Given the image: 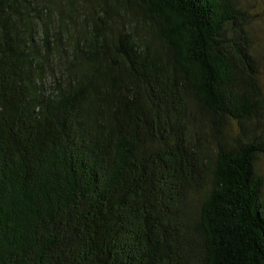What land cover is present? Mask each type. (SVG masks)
<instances>
[{"label":"trees","instance_id":"obj_1","mask_svg":"<svg viewBox=\"0 0 264 264\" xmlns=\"http://www.w3.org/2000/svg\"><path fill=\"white\" fill-rule=\"evenodd\" d=\"M262 100L240 0H0V264H264Z\"/></svg>","mask_w":264,"mask_h":264},{"label":"rangeland","instance_id":"obj_2","mask_svg":"<svg viewBox=\"0 0 264 264\" xmlns=\"http://www.w3.org/2000/svg\"><path fill=\"white\" fill-rule=\"evenodd\" d=\"M247 17V28L252 38V54L257 60V78L262 88V108L258 133L264 132V0H240ZM262 130V131H261ZM238 131L234 124L231 136ZM258 168L264 178V153L258 156Z\"/></svg>","mask_w":264,"mask_h":264}]
</instances>
